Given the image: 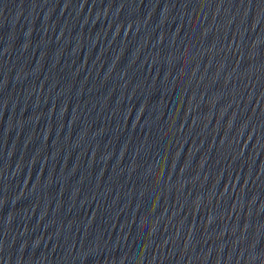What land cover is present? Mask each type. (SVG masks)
I'll return each mask as SVG.
<instances>
[{"label":"water","instance_id":"water-1","mask_svg":"<svg viewBox=\"0 0 264 264\" xmlns=\"http://www.w3.org/2000/svg\"><path fill=\"white\" fill-rule=\"evenodd\" d=\"M0 264H264V0H0Z\"/></svg>","mask_w":264,"mask_h":264}]
</instances>
